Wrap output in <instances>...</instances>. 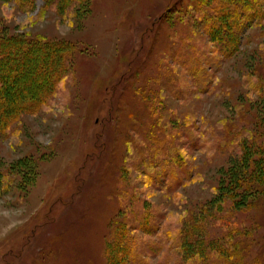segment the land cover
Returning <instances> with one entry per match:
<instances>
[{
	"label": "rangeland",
	"instance_id": "1",
	"mask_svg": "<svg viewBox=\"0 0 264 264\" xmlns=\"http://www.w3.org/2000/svg\"><path fill=\"white\" fill-rule=\"evenodd\" d=\"M215 1L0 0V264H264V0Z\"/></svg>",
	"mask_w": 264,
	"mask_h": 264
},
{
	"label": "trees",
	"instance_id": "2",
	"mask_svg": "<svg viewBox=\"0 0 264 264\" xmlns=\"http://www.w3.org/2000/svg\"><path fill=\"white\" fill-rule=\"evenodd\" d=\"M24 1H27V2H30V1H32V0H24ZM235 0H227V1H215V4H213L214 6H218L219 5V7H218V9H220V7H221V9H222V6H224V8L226 7L227 8V11H229L228 13H231V14H233L235 11L234 10H232V9H229L228 7H230V6H232V4L231 3H233ZM259 1L260 0H257L256 2H258L259 3ZM231 2V3H230ZM235 2H240L239 3V6H241L240 8H241V11H239L240 12V14L242 13L243 15L242 16H244L245 15V13H244V11H248V9H250L249 8V6H248V4L246 3V0H242V1H240V0H238V1H235ZM227 6H226V5ZM215 9H217V8H215ZM216 14V13H215ZM231 14H229V16L231 15ZM235 14V13H234ZM212 18V17H211ZM211 18H209V20H210V23H212V24H214V25H217L216 23L218 22V21H214V20H212ZM232 20H233V16L230 18V19H228V21H227V23H230V22H232ZM214 25H210V27H213ZM208 28V35L209 36H211L213 39H216V36H214L215 35V32H214V29H211V28ZM231 31L230 30H225V36H228V34L230 33ZM217 38H221V37H217ZM15 38L14 37H12V38H0V57L1 56H3V54H6V56L7 57H9V56H11V57H9L8 58V61L6 62V63H4V61L3 60H1V58H0V90L2 89V90H4L5 91V88H6V85H3V77L2 76H4V75H9V71L10 70H17V67H16V59H17V54L15 53V55H12V53H11V49H13V50H16V49H18V45H16V42L15 43H13L12 41L14 40ZM217 40V39H216ZM15 41V40H14ZM28 41H30V40H28ZM23 42V41H22ZM55 42H57V41H51V43H55ZM30 43H36L35 41L34 42H30ZM29 42H25V43H22V44H24L25 45V47H27V45L29 46V45H33V44H30ZM4 44H6V45H4ZM24 45H22V46H24ZM6 46V47H5ZM31 47V46H30ZM4 52V53H3ZM23 57V56H22ZM29 64L31 65V62L30 63H27V65H25L26 66V69H28V66H29ZM36 66V65H35ZM14 72H17V71H14ZM52 75H53V77H56L55 75H56V73H54V72H52ZM19 87H21V85L19 86ZM48 86H43V88L42 89H46ZM25 89V88H24ZM23 89V90H24ZM12 96H14V95H12ZM12 96L10 95V93H6V94H4L3 96H2V100H3V102L5 103V104H7L8 102H10V100H11V98H12ZM39 96L41 97L42 96V93L40 94V95H38L37 94V96L36 95H34V93L32 94V99L30 100L31 102H35L36 100H37V98H39ZM12 104H21V101H19L17 98L14 100L13 99V102H11ZM7 106V105H6ZM8 110H9V107H8ZM8 110H7V108H6V110H5V106L4 107H1V110H0V118H1V120H2V123L4 124L6 121H7V119H9L10 118V113L8 114ZM11 112V111H10ZM12 113V112H11ZM8 114V115H7ZM260 156V155H259ZM246 157H248V155L246 156L245 155V158ZM264 162V160L261 158L258 162H256L255 161V163H254V168H256V179L259 181V182H263V179H264V169H262L261 168V165H263L262 163ZM256 181V180H255ZM4 183V182H3ZM252 184V188L254 189V191L255 192H257V194H258V197H257V199L255 200L256 202H259V200L261 199H263L264 198V186L262 185V184ZM220 199V198H219ZM218 204H219V201H218ZM246 232H244V234H245ZM247 239L246 238H242V240H241V245H243V250H242V252L240 251V252H238V255L240 256V258H239V260H237V262H239L238 264H248V261L246 260V256H247V253H246V248L247 247H249V245H248V243H247ZM240 245V244H239ZM238 246V245H237Z\"/></svg>",
	"mask_w": 264,
	"mask_h": 264
}]
</instances>
